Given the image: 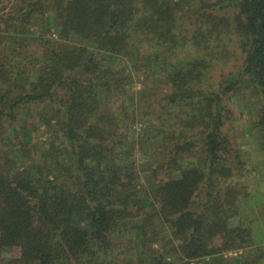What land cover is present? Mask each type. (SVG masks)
<instances>
[{"label": "trees", "instance_id": "1", "mask_svg": "<svg viewBox=\"0 0 264 264\" xmlns=\"http://www.w3.org/2000/svg\"><path fill=\"white\" fill-rule=\"evenodd\" d=\"M246 93L264 147V0H0V264H264Z\"/></svg>", "mask_w": 264, "mask_h": 264}, {"label": "rangeland", "instance_id": "2", "mask_svg": "<svg viewBox=\"0 0 264 264\" xmlns=\"http://www.w3.org/2000/svg\"><path fill=\"white\" fill-rule=\"evenodd\" d=\"M237 64L233 61L223 71L226 72ZM226 105L232 116L231 120L224 126L223 131L235 148L240 151L242 161L245 163L243 168L246 169L243 174L237 167L233 180L236 183L245 182L248 187L253 205L252 210L255 212L251 218L250 228H252L254 244L260 245L261 242L264 243V147L251 129L253 121L257 118L258 102L257 99L246 93L240 99L233 98V101L229 102L227 100ZM138 128V125L133 126V129L137 131ZM239 253L230 251L225 256L235 257ZM19 254V250L15 249L11 255L18 257Z\"/></svg>", "mask_w": 264, "mask_h": 264}]
</instances>
